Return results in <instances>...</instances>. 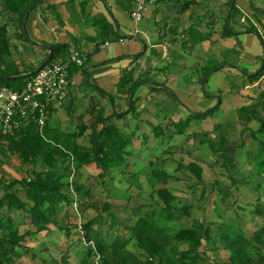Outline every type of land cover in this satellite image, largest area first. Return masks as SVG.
<instances>
[{
    "label": "crops",
    "instance_id": "1",
    "mask_svg": "<svg viewBox=\"0 0 264 264\" xmlns=\"http://www.w3.org/2000/svg\"><path fill=\"white\" fill-rule=\"evenodd\" d=\"M84 5L86 15L82 10ZM133 5L127 0H43L30 12L25 27L28 38L37 46L18 39L15 32L11 36L12 57L21 74L26 75L46 59L49 50L45 45L67 42L70 49L87 56L83 65L69 68L66 98L61 105L52 107L48 125L53 132L69 134L86 126L77 141L89 147L91 123L102 109L109 121L131 139L126 147L128 166L122 163L110 169L112 185L130 188L132 195L140 197L142 187L152 189L149 176L153 168L178 176V180H170V185L180 189L187 186L188 194L175 191V206L181 207L188 201L194 206L188 214L175 211L174 221L187 228L203 218L213 235L228 218L241 220L240 205L253 207L258 199L264 202V177L260 181H245L249 180L245 173L252 176L255 173L253 155L247 156L260 151L259 141L252 132L258 130L260 119H264V71L254 76L264 66V0H164L149 5L140 26L147 31L150 43L140 35L130 37L138 27L130 16ZM101 15L113 23L116 37L102 38L89 23L88 17ZM121 37L127 38L121 41ZM124 73L130 74L131 82L121 85ZM218 104L219 109L211 113L214 115L193 118L180 130L183 119L190 120L192 113L207 111ZM242 106L249 109L257 106L256 118L247 120L248 112L239 116ZM219 121L233 123L227 134L226 150L235 156V166L237 163L240 167L235 177L239 183L235 185L229 173L235 166H223L219 153H214L201 135L211 132ZM61 124L64 128L59 127ZM190 162L203 169L202 183L186 168ZM99 172L95 163L75 169L76 184L87 190ZM102 180L99 183H104ZM220 180L232 185L234 200L241 196L243 187L247 189L243 201L235 202L236 208L225 202L218 210L205 208L207 191ZM93 184V187L101 185ZM258 186L261 191L256 189L253 193ZM150 193V200L140 203V215L152 207ZM76 196L80 199L81 195L76 193ZM86 200L89 198L84 195L82 201ZM226 202L229 203V197ZM102 215L105 213L89 215L97 224L100 238L108 236L111 241L118 237L130 249L139 250L129 229L137 215L127 226L120 225L122 218L112 221V215ZM107 217L112 221L108 228L104 227ZM203 250L211 262L224 263L231 255L222 247L214 250L206 245Z\"/></svg>",
    "mask_w": 264,
    "mask_h": 264
},
{
    "label": "trees",
    "instance_id": "2",
    "mask_svg": "<svg viewBox=\"0 0 264 264\" xmlns=\"http://www.w3.org/2000/svg\"><path fill=\"white\" fill-rule=\"evenodd\" d=\"M1 1H3L4 7L0 8V17L5 11L17 15L16 36L19 39L30 41L24 29V20L28 11L36 8H33V5L40 4V0ZM134 1L127 0L129 3H134ZM82 10L86 15L85 5ZM88 18L89 23L97 28L102 38L117 36L113 24L106 16H90ZM12 43L8 23L0 21V85L20 90L35 72L32 68V73L21 74L17 62L12 57L10 49ZM31 43L36 44V42ZM52 46L51 61L57 58H62L64 61L70 60L71 49L67 42H56ZM74 64L70 62L68 70ZM263 71L264 66L254 76L261 75ZM127 82H131L130 74L124 73L120 84L123 85ZM262 96L264 97V93ZM131 105L133 106L132 101ZM219 105L207 111L192 113L190 120L184 119L181 121L184 126L180 130L183 131L189 125L191 119L205 118L217 111ZM51 110L52 107H49L44 135L40 133L34 121H31L27 126L14 129L13 132L0 129V154L18 155L21 163L27 165V173L21 178L6 182L2 176L0 177V264H15L17 259L23 256L21 250L25 254H33L35 251L26 244V241L33 235L50 231L52 226L62 227V230L69 234L70 228L74 224L78 225L76 216L74 219L76 221L74 223L71 221L73 210L67 208L69 205H77L76 207L73 205V207L79 216L83 214L86 205L97 212H101V209L95 204L96 201H89L88 204L82 201L84 195L92 199L94 192L91 187L82 190L83 186L79 187L76 184L77 182L73 183L74 180L70 179L71 162L75 169L85 164L95 163L100 169L96 179L101 180L108 176L107 178L110 181L112 166L122 163L124 166H128L126 147L130 144L131 139L109 121V117L103 114L102 109L98 110L91 123L89 147L77 141L78 137L85 133L86 126L79 127L78 132L73 134L53 132L51 126L48 125ZM245 111L248 112L247 120L256 118L257 106L251 109L242 106L238 111L239 116H242ZM117 115L121 116L122 114ZM260 122L261 126L257 131L252 132V136L259 141V152L262 151L259 153L261 158L259 163L264 166V138H256L257 133H264V119H260ZM225 127H227L225 124L219 123L213 131L204 134L211 133V135L207 134L212 139L208 141L210 148L214 153H219V157L223 159V166L229 168L235 165V157L226 150L227 134L229 132L224 130ZM213 134L215 137H212ZM3 161V157L0 156L1 166L4 164ZM182 165L179 164V167H182ZM186 168L196 176L199 183L203 182V169L201 166L195 162H190L186 165ZM258 170L261 171L262 168ZM150 175L152 207L142 215L139 214L141 205L134 208L132 212L137 217L134 224L129 226L131 239L135 241L139 250L130 249L127 247V243L118 237L113 238L111 241L108 240V236L100 238L96 228L97 224L92 217L81 223L83 235H80L86 242L93 241L94 247L88 249L86 256L79 264H89L90 258L93 257H96L97 261L99 260L97 264H264V225L257 228L249 236L243 232V229L236 230L226 223L220 224L217 232L212 235L211 227L204 220L194 221L191 227L173 228L174 212L188 214L190 207L194 204L192 201H188L181 207L175 206L176 192L170 185V180H178V176L171 175L158 168H153ZM236 182L234 180L233 185ZM230 188L232 189V185L223 190L219 182H216L206 193L205 208L220 209L216 206L215 198L220 194L225 200L230 195L228 196L224 192ZM117 189L113 185L111 188L106 189L109 201L120 198L118 193L120 189ZM256 189L259 190L261 187L258 186ZM75 190L76 193L81 195L80 200L78 197H74ZM21 193H24L23 197ZM226 195L228 197H225ZM258 200L254 204L253 213L262 216L264 214V202ZM110 206V202H105L103 210L109 212ZM5 208L20 210L23 219L27 223L22 222L28 224L29 227L21 232L18 220L12 215L5 214ZM109 215H112V213ZM171 228L174 230H171ZM206 245L214 250L220 247L228 249L231 255L224 263L211 262L204 255L203 247ZM51 260L53 264H70L68 257L65 255L52 257ZM18 264L22 263L19 262Z\"/></svg>",
    "mask_w": 264,
    "mask_h": 264
},
{
    "label": "rangeland",
    "instance_id": "3",
    "mask_svg": "<svg viewBox=\"0 0 264 264\" xmlns=\"http://www.w3.org/2000/svg\"><path fill=\"white\" fill-rule=\"evenodd\" d=\"M2 2L3 1L0 0V6L4 7ZM3 7H0V8H3ZM17 20H18L17 15H14L8 11H5L2 14V16L0 17V21H6L8 23L9 28H10V36L14 37L15 32H17V24H18ZM140 24H144V21H142ZM113 27H114V25H113ZM26 35H27V37H29L27 32H26ZM27 41L28 42H30V41L34 42V40H32V39H30V41L27 39ZM30 44L32 46H37L34 43H30ZM36 49H38V47H35V50ZM245 113H246V111H245ZM214 114H211L210 116H212ZM56 116L57 115H55L54 117H56ZM54 117L51 119V121L54 119ZM219 123H222V122L219 121V122L215 123L213 126V129ZM222 124H225V126H227V127H225L224 130H228V132L231 131L233 128L232 122L222 123ZM59 127L64 128V126L62 124ZM205 130H211V129H205ZM207 134L211 135V133H207ZM207 134H201L204 137V140L206 139V141H207V142L205 141L206 143H208V141L212 140V139H210V136H208ZM257 137L264 138V133L256 134V138ZM261 152H259V153H261ZM259 153L257 154V152H254V154L252 153L251 155L247 156V157H251L253 155V157L251 158V161L253 160L252 163L254 164V167H255V173H254V176H252V175H249V173L243 172L246 174V178L249 179V180H245L246 182H252L253 179H256V180L258 179L260 181L261 177H264L262 170L261 171L258 170L261 168L264 169V166H261L259 163V160L261 159ZM0 156L3 157V159H4L3 162H4V164H6V165H2V166L0 165V177L2 176L3 179L6 180V182L12 181L15 178H21L23 175H25L27 173V171H26L27 165L22 164L20 159L17 156H15V154H11V156H10V154H8V155H1L0 154ZM231 167H233V166H231ZM239 170H240V167H238L237 163H236L235 167H233L229 170L231 177H233L232 182L234 180H236L237 181L236 184L239 183V180H237L235 178L236 175L238 174ZM258 174L260 175V177H257ZM226 178H227V180L230 181V177L228 175H226ZM72 180H74L73 183L76 182L75 178H74V174L72 176ZM96 180H94L91 184L92 185L91 189L93 190V188H94V191L96 192V194H94L95 197H93L92 199H89V200L90 201H96L95 204H97L98 208L101 209V212L105 213V215H102L103 217H105L106 215L108 216L110 213H112V217H111L112 221H120V218H122L120 225L127 226L128 224H132L133 220L136 217V214L132 213V210L134 208H136L138 205H140L141 202L148 200V199L150 200L149 193L151 192L150 194H152V189L150 187L146 186V187H142L140 197H135L134 195H132L131 191H129L128 189L125 190L126 187H122L119 185V187H117V188L120 189L118 192L120 195V198H119L120 201H116V200L109 201L108 196L106 195L107 194L106 189L111 188V186H112L111 181L109 179H107V177L104 178V180H105L104 183H99V179H96ZM95 182L96 183L98 182V184H101V185L98 187L97 186L93 187L94 186L93 183H95ZM219 184L221 185V189H223V190L228 189L230 186L226 182H223L221 180L219 181ZM254 188L255 189L252 191L253 193H255V191H256V187H254ZM173 189L175 191H177L179 189L181 195L188 194L187 186H183L181 189L173 187ZM245 190L247 191V189H245L243 187L242 191H241L242 194H240L241 196L239 197V195H238L239 198L236 200H234L232 198L231 192L233 191V189H232V191H231V188L229 190L225 191L224 193L228 194V196L230 195L229 196V203H227V202H225V203L229 204V205L234 204V207L236 208L237 205L235 202L237 200H240L241 202L243 201L242 197L244 196ZM21 195L23 197L24 193H21ZM228 196L226 195L225 197H228ZM74 197H77L76 196V190L74 191ZM85 198L86 197H84V199ZM121 198L123 200H121ZM128 198H130V199H128ZM126 199L129 200L128 203H127ZM89 200L88 201L86 200L85 203L88 204ZM215 200H216L215 203H216L217 207L223 206L222 205V202H223L222 196L215 198ZM225 200H226V198H225ZM107 201L110 202V204H111L109 212H105L103 210V204ZM73 205H69L67 208H70L71 210H73V217H72L71 221L74 223L76 220H78L77 221L78 225L74 224V226H72L70 228L69 234H67L66 231H63L62 227L56 228V227L52 226L50 231L39 233L38 235H35L32 238L30 237L29 242L27 244L29 247H31L35 251L33 253L34 256H33V254H25L24 251L21 250L23 253V256L21 258L17 259V262L15 264H18L19 262L22 264H53V262L51 260L52 257H60L62 255H65L66 257H68L70 264H79V262L86 256L88 249L93 248L92 243L85 242L81 238V236L79 235L80 234L79 224L81 225L82 222L86 221V219L90 217L89 215L92 216L93 214H96L97 211L94 210L93 208H91L90 206L86 205L84 207L85 209L83 211V214H81V216H79V214H77V211L75 210ZM239 207L241 208V211L238 213L242 214L240 217L241 220L239 222L236 221V220H238L239 217L233 221H231V219L228 218L226 220L227 225L230 224L236 230L243 229V232L244 233L247 232L248 234H252L257 228L264 225V216H262L261 217L262 219H260V217L258 215H256V213L254 214L253 213L254 208H255L254 206L253 207L252 206L247 207V204H246L245 206L240 205ZM86 209L88 210V212L86 211ZM4 213L7 215L14 216L19 222V227H21L20 229L22 231L25 230V226L28 224H24L22 222V221H25V219H23L24 217H23V215H21L20 210H16V209L9 210V209L5 208ZM74 213H75V215H74ZM100 214H102V213H100ZM75 216L78 219L74 220ZM97 219L99 220V218H97ZM112 221H110L109 217H107V221H105L104 227L108 228L110 222H112ZM200 221H203V218ZM180 224H177L176 221H174L173 228L177 227L179 229V227H183L182 226L183 224H181V225ZM171 230H174V229L171 228ZM33 257H35V258H33ZM98 261L95 259V257H93V258H90L89 263L90 264H96Z\"/></svg>",
    "mask_w": 264,
    "mask_h": 264
},
{
    "label": "built area",
    "instance_id": "4",
    "mask_svg": "<svg viewBox=\"0 0 264 264\" xmlns=\"http://www.w3.org/2000/svg\"><path fill=\"white\" fill-rule=\"evenodd\" d=\"M161 1L164 0L134 1L130 16L138 27L133 30L130 37L140 35L150 43L149 35L140 26V23L145 17L147 7ZM126 38L121 37L120 40L123 41ZM70 52V60L64 61L62 58L50 60L45 66L38 69L20 90L0 85V129L13 132L14 129L27 126L31 121H34L40 133L44 135L48 108L61 105L66 98L70 62L83 65L87 59V56L80 54L75 49H71ZM70 166L72 168L70 179L72 180L75 166L72 162ZM79 230L83 235L80 224ZM89 243L94 244L93 241H89Z\"/></svg>",
    "mask_w": 264,
    "mask_h": 264
},
{
    "label": "water",
    "instance_id": "5",
    "mask_svg": "<svg viewBox=\"0 0 264 264\" xmlns=\"http://www.w3.org/2000/svg\"><path fill=\"white\" fill-rule=\"evenodd\" d=\"M42 1H43V0H40L39 3H41ZM37 5H38V3L34 4V5H33V8L36 7ZM31 11H32V9L29 10L28 13H27L26 16H25V20H24V28L26 27V23H27V20H28V18H29V14H30ZM45 46H46V48L49 50V53H48L46 59L42 62V64H40V65L35 69L34 72H36L38 69H40V68H42L43 66H45V65L51 60V58H52L53 46H49V45H45Z\"/></svg>",
    "mask_w": 264,
    "mask_h": 264
}]
</instances>
